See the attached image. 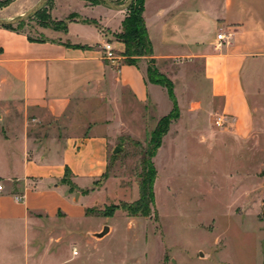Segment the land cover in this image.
I'll return each instance as SVG.
<instances>
[{
    "label": "crops",
    "instance_id": "obj_1",
    "mask_svg": "<svg viewBox=\"0 0 264 264\" xmlns=\"http://www.w3.org/2000/svg\"><path fill=\"white\" fill-rule=\"evenodd\" d=\"M143 8L151 58L172 82L173 93L177 84L181 96L191 88L177 74L184 71L182 63L202 66L208 90L200 102L186 96L187 112L198 103L195 118L200 112L209 119L226 116L229 135L247 136L254 120L264 119V0H144ZM126 11L49 0V25L39 29L43 39L0 27V264L4 220L84 217L98 192L90 190L106 176L111 137H137L143 114L159 120L172 110L166 89L147 81L148 58L128 64L120 55L123 44L114 38ZM50 22L64 23V29ZM221 33L227 40L216 48ZM106 42L118 53L115 62L102 59ZM94 104L106 110H94ZM86 107L89 124L74 129L65 123ZM62 121L65 126H53ZM66 169L73 190L62 181ZM14 195L23 201L15 202Z\"/></svg>",
    "mask_w": 264,
    "mask_h": 264
},
{
    "label": "rangeland",
    "instance_id": "obj_2",
    "mask_svg": "<svg viewBox=\"0 0 264 264\" xmlns=\"http://www.w3.org/2000/svg\"><path fill=\"white\" fill-rule=\"evenodd\" d=\"M39 1L11 0L0 7V19ZM44 20V13L33 16L21 29L43 39ZM181 68L177 74L185 75L191 88L183 96L180 84L174 90L180 119L152 159L156 177L149 216L121 208L104 215L139 197L142 152L158 121L147 111L137 137H111L107 173L90 190L98 192L88 214L68 221L62 215L4 220V264H264V119L254 120L240 138L215 126L217 114L209 119L200 112L195 118L199 105L187 112L186 96L200 102L208 85L199 62ZM88 107L65 123L74 129L89 124ZM92 108L106 110L99 104ZM64 121L53 126H65ZM105 226L109 232L97 238Z\"/></svg>",
    "mask_w": 264,
    "mask_h": 264
},
{
    "label": "trees",
    "instance_id": "obj_3",
    "mask_svg": "<svg viewBox=\"0 0 264 264\" xmlns=\"http://www.w3.org/2000/svg\"><path fill=\"white\" fill-rule=\"evenodd\" d=\"M90 5L103 4L99 0H82ZM110 3L116 6H122L126 3L127 0H107ZM11 0H4L0 3V7H5L9 5ZM47 5V4H46ZM143 5L144 0H133L132 4L126 11V16L122 21L121 31L115 35L117 40L123 44L124 50L120 53L121 56L125 58V62L128 64H136V59L138 58H148V66L146 70V78L149 83L159 85L166 89L169 99L172 102V110L167 115L161 117L157 122L149 135V141L146 145V148L143 150L142 158V172L140 175L139 181V197L131 205L120 206H111L109 207L108 212H104L105 216H109L115 210L121 208L126 210L128 213L133 215H140L147 217L150 214L151 206L154 203V194H153V185L156 177V170L152 159L155 157L157 150L161 146L163 136L168 132L169 125L178 119L179 112L176 104V100L173 93V84L172 82L165 77L163 74L159 73L155 66L154 60L152 57V46L149 41L144 19H143ZM44 13V24L43 26H48L49 24L45 21L48 20V17L45 14V9L38 12L35 16ZM73 15H70L67 19L70 20L73 18ZM24 22L15 25V26H6L5 28L9 29H21ZM50 25L59 27V29H64V23H54L50 22ZM136 145H139L136 142ZM69 171L66 169L64 183L70 186V189L73 190L74 186L67 180ZM90 210L86 209L85 214H88Z\"/></svg>",
    "mask_w": 264,
    "mask_h": 264
},
{
    "label": "water",
    "instance_id": "obj_4",
    "mask_svg": "<svg viewBox=\"0 0 264 264\" xmlns=\"http://www.w3.org/2000/svg\"><path fill=\"white\" fill-rule=\"evenodd\" d=\"M106 6H108L112 10H127L130 5L132 4L133 0H127L126 3L122 6H116L112 3H110L107 0H99ZM48 0H40L37 2L33 7H31L29 10L25 11L20 16L13 18V19H0V27H6V26H15L22 22L28 21L30 18L35 16L38 12H40L47 4ZM262 218L264 220V205L262 208ZM109 232V228L105 226L101 233L97 235V238L104 237Z\"/></svg>",
    "mask_w": 264,
    "mask_h": 264
},
{
    "label": "built area",
    "instance_id": "obj_5",
    "mask_svg": "<svg viewBox=\"0 0 264 264\" xmlns=\"http://www.w3.org/2000/svg\"><path fill=\"white\" fill-rule=\"evenodd\" d=\"M227 40V37L224 36L223 33L217 34L216 36V45L215 47L218 48L222 44H224ZM101 56L104 61L108 62H115L118 59V53L116 50L112 47V45L108 42H106L101 49ZM214 124L216 127H228L230 125V120L226 116L219 115L216 117ZM3 186L0 182V192H2ZM13 199L17 203H21L23 201L22 195H14Z\"/></svg>",
    "mask_w": 264,
    "mask_h": 264
}]
</instances>
